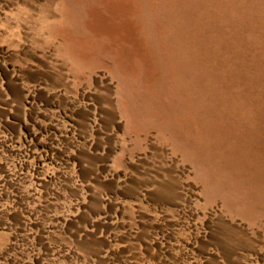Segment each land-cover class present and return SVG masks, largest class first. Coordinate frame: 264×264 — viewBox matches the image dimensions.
<instances>
[{
  "label": "rangeland",
  "instance_id": "1",
  "mask_svg": "<svg viewBox=\"0 0 264 264\" xmlns=\"http://www.w3.org/2000/svg\"><path fill=\"white\" fill-rule=\"evenodd\" d=\"M0 264H264V0H0Z\"/></svg>",
  "mask_w": 264,
  "mask_h": 264
}]
</instances>
